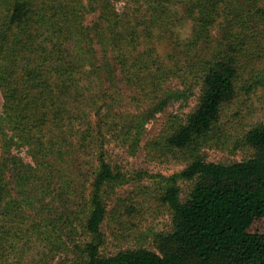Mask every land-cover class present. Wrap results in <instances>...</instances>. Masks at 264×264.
I'll return each instance as SVG.
<instances>
[{"label": "rangeland", "instance_id": "374dc122", "mask_svg": "<svg viewBox=\"0 0 264 264\" xmlns=\"http://www.w3.org/2000/svg\"><path fill=\"white\" fill-rule=\"evenodd\" d=\"M14 1L0 0V33ZM30 1L37 12L52 0ZM185 2L170 4L174 17L167 18L169 12L145 0H112L138 23L131 45L117 51L104 26L94 25L104 2L68 1L75 18L65 48L79 69L70 92L46 95L51 108L38 102L44 96L21 67L28 56L48 77L55 62H45L53 45L46 35L35 33L34 45L42 49L22 54L10 77L11 56L0 50V264H86L82 249L91 240L104 257L157 251L158 236L172 230L162 196L173 184L182 200L188 197L194 181L180 176L188 163L253 157L245 135L264 123V15L256 12L264 0H234L232 13L219 6L204 30L183 18ZM226 44L235 47V95L220 106L208 133L183 149L169 146L167 138L197 106L206 61ZM12 89L21 104L10 99ZM58 108L62 121L53 115ZM99 153L120 178L100 188L106 214L101 235L92 237L82 222Z\"/></svg>", "mask_w": 264, "mask_h": 264}, {"label": "trees", "instance_id": "16d2710c", "mask_svg": "<svg viewBox=\"0 0 264 264\" xmlns=\"http://www.w3.org/2000/svg\"><path fill=\"white\" fill-rule=\"evenodd\" d=\"M68 1L52 0L51 4L45 3L35 12L30 0H16L9 8L8 21L0 33L5 40L0 44L1 53L4 55L7 52L12 59L13 69L9 77L15 73L14 65L22 54L42 49L34 45L35 33L40 30V35H46L45 40L53 44L48 51V56H51H47L45 62H55V65L49 68L45 79L42 78V67H31L32 58L24 56L28 62L21 65L24 76L34 79L35 86L44 96L38 102L45 109L54 105L51 97L48 103L45 101L48 95L60 97L70 92L79 69L78 64L68 60L65 48L72 34V26L68 25L74 19L70 17L75 18L72 15L75 11L68 8ZM141 1L133 0V4ZM145 1L157 5L162 13L169 12L167 18H172L174 15L169 6L179 0ZM102 2L99 20L94 25L96 28L104 26L112 45L117 51H124L136 35L137 16L118 12L112 0ZM233 2L187 0L183 18L197 21L204 30L213 21L219 6L223 12H231ZM256 12L264 15L262 8L258 7ZM167 20L164 25H168ZM234 50V46L226 44L213 53L210 61H206L208 66L201 77L197 106L167 138L169 146L175 149L187 147L193 140L208 133L218 121L220 106L235 95L237 70ZM123 54L119 57L124 63ZM11 91L10 99L16 105L21 104L22 97L16 96V90ZM61 111L60 108L53 111L55 120H63ZM245 141L255 150L253 157L247 160L223 164L196 158L188 163L180 176L194 181V185L185 200L180 198L179 188L175 185L166 188L162 201L172 211V230L158 236L157 251L138 248L104 257L100 255L99 244L91 240L82 249L87 258L86 264H264V123L248 130ZM119 178L120 174L115 173L103 154L99 153L98 172L89 199L90 209L82 222L83 228L92 237L101 235L100 228L106 214L100 188Z\"/></svg>", "mask_w": 264, "mask_h": 264}]
</instances>
